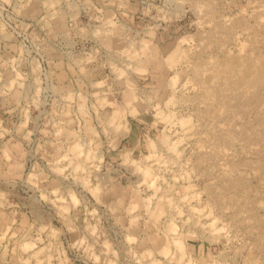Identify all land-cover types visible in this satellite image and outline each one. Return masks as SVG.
<instances>
[{"label":"rangeland","instance_id":"1","mask_svg":"<svg viewBox=\"0 0 264 264\" xmlns=\"http://www.w3.org/2000/svg\"><path fill=\"white\" fill-rule=\"evenodd\" d=\"M0 218V264H264V0H0Z\"/></svg>","mask_w":264,"mask_h":264},{"label":"crops","instance_id":"2","mask_svg":"<svg viewBox=\"0 0 264 264\" xmlns=\"http://www.w3.org/2000/svg\"><path fill=\"white\" fill-rule=\"evenodd\" d=\"M125 129V128H124ZM126 129L127 130H129V133L127 134V135H125L123 138H124V140L126 139V138H128V137H130V132H131V130H130V126H128V127H126ZM122 140V138H120V141ZM122 142V141H121ZM127 142H130V139L128 138L127 139ZM135 142H136V144L138 143H140V139L138 138V139H136L135 140ZM14 155V157L15 158H17V156H16V154L14 153L13 154ZM8 157V159L11 157L12 158V154H11V156H7ZM18 168V166L16 165V166H10L9 167V172H12V173H10V174H16L15 172H13V171H15L16 169ZM115 188H117V189H119V191H117L116 193H119V195L121 196H124L125 198H128L127 200H129V202H128V204L130 203V202H132V203H137L138 202V195L134 192L133 193V191L132 190H130L129 188H127V186H123L121 183H115V182H112V189L114 190ZM134 201V202H133ZM0 222H1V218H0ZM12 222V221H11Z\"/></svg>","mask_w":264,"mask_h":264}]
</instances>
